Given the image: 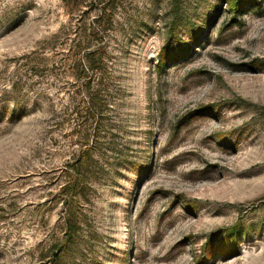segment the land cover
Here are the masks:
<instances>
[{
  "label": "rangeland",
  "instance_id": "obj_1",
  "mask_svg": "<svg viewBox=\"0 0 264 264\" xmlns=\"http://www.w3.org/2000/svg\"><path fill=\"white\" fill-rule=\"evenodd\" d=\"M228 1L108 7L100 170L81 172L78 238L59 264H194L231 227L245 231L236 253L207 264H264V0ZM90 2L0 0V264H53L63 238L82 106L66 56L70 28L98 15Z\"/></svg>",
  "mask_w": 264,
  "mask_h": 264
},
{
  "label": "trees",
  "instance_id": "obj_2",
  "mask_svg": "<svg viewBox=\"0 0 264 264\" xmlns=\"http://www.w3.org/2000/svg\"><path fill=\"white\" fill-rule=\"evenodd\" d=\"M90 1V4L94 5L97 10L98 15L82 27L70 28L72 34L75 37L77 36V40L71 42L75 43V45L68 49L66 56L70 61L71 78L77 84L76 92L79 97L77 107L82 106L79 110H74L78 122L75 128L77 156L76 158L73 157L72 161L64 166L62 171L63 182L59 186L58 191V197L60 198L58 202L64 207V217H62L64 232L58 249L53 253V264L60 263L61 255H65L66 251L78 238L79 221L75 207L81 195H84L83 190L87 188L85 185L86 179L81 172L97 174L95 172L100 170L94 156L103 149L101 140L104 138V130L108 128V125L105 124L106 119L104 120L102 115L105 111H110L108 103L110 98H112L110 95L114 92V90L108 89V86L112 83L110 81L112 75L109 71L112 58L98 41L101 35L108 30L105 27L110 28L112 25L111 9L109 10L108 7L112 6L115 0ZM112 8H114V4ZM228 8L230 12L236 13L239 5L236 0H230L228 1ZM57 37L56 35L54 36L55 39ZM186 48V45H179L175 50L167 46L164 47L163 52L159 56V63L156 66L157 71L161 72L170 60L182 54ZM94 83H97L95 87L93 86ZM98 83L101 87H99ZM108 91L110 94H108ZM211 109L206 107L202 111ZM244 233L245 231L240 227L226 229L223 232L218 249L212 247L207 255L201 256L194 264H207L208 260L216 252L220 257L234 255L238 240ZM208 246L211 245L207 243L206 247ZM60 249L63 250V253L60 251L59 255L56 256Z\"/></svg>",
  "mask_w": 264,
  "mask_h": 264
}]
</instances>
